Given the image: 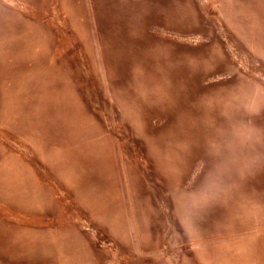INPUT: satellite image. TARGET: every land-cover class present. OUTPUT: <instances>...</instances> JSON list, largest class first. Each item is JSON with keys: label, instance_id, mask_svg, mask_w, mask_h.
<instances>
[{"label": "rangeland", "instance_id": "rangeland-1", "mask_svg": "<svg viewBox=\"0 0 264 264\" xmlns=\"http://www.w3.org/2000/svg\"><path fill=\"white\" fill-rule=\"evenodd\" d=\"M0 264H264V0H0Z\"/></svg>", "mask_w": 264, "mask_h": 264}]
</instances>
